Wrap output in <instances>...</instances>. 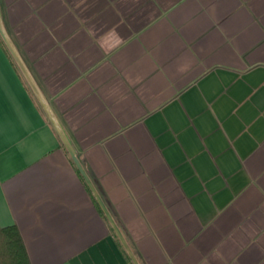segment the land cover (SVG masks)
Here are the masks:
<instances>
[{
	"label": "crops",
	"instance_id": "obj_1",
	"mask_svg": "<svg viewBox=\"0 0 264 264\" xmlns=\"http://www.w3.org/2000/svg\"><path fill=\"white\" fill-rule=\"evenodd\" d=\"M0 10L141 264H264V0ZM101 210L0 46V224L32 264H132Z\"/></svg>",
	"mask_w": 264,
	"mask_h": 264
},
{
	"label": "water",
	"instance_id": "obj_2",
	"mask_svg": "<svg viewBox=\"0 0 264 264\" xmlns=\"http://www.w3.org/2000/svg\"><path fill=\"white\" fill-rule=\"evenodd\" d=\"M0 37L2 38L4 44L6 45V48L8 49L9 53L11 54L13 60L15 61L16 65L22 72L23 76L27 80L29 86L35 93L36 97L40 101V103L45 108L48 116L50 117L53 125L55 126L63 145L65 146L66 150L68 151L71 159L73 160L75 166L79 170L80 174L82 175L83 179L85 180L86 184L90 188L92 194L94 195L96 201L98 202L100 208L102 209L103 213L105 214L108 222L110 223L114 233L118 237L119 241L121 242L123 248L127 252L129 258L131 259L133 264H141L135 255L133 249L131 248L129 242L127 241L124 233L122 232L121 228L119 227L118 223L116 222L115 218L113 217L112 213L110 212L109 208L107 207L105 201L103 200L102 196L98 192L97 188L95 187L92 179L90 178L89 174L87 173L85 167L83 166L82 162L80 161L75 148L71 144L66 132L62 128L61 124L55 117L50 105L48 104V101L43 94L41 88L39 87L36 79L34 78L33 74L31 73L27 63L25 62L24 58L22 57L20 51L18 50L17 46L15 45L12 38L7 33L3 19L2 14L0 10Z\"/></svg>",
	"mask_w": 264,
	"mask_h": 264
},
{
	"label": "trees",
	"instance_id": "obj_3",
	"mask_svg": "<svg viewBox=\"0 0 264 264\" xmlns=\"http://www.w3.org/2000/svg\"><path fill=\"white\" fill-rule=\"evenodd\" d=\"M0 46L5 49L13 63L16 65L1 37ZM112 232L118 240V237L113 230ZM0 264H32L24 238L16 224L8 226H2L0 224Z\"/></svg>",
	"mask_w": 264,
	"mask_h": 264
}]
</instances>
